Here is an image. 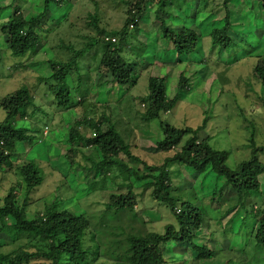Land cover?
<instances>
[{"label":"rangeland","instance_id":"1","mask_svg":"<svg viewBox=\"0 0 264 264\" xmlns=\"http://www.w3.org/2000/svg\"><path fill=\"white\" fill-rule=\"evenodd\" d=\"M97 1L101 4L102 25L107 31L122 28L127 17L125 2ZM166 4V11L174 15L160 10L157 2L150 3L149 9L141 16L140 30L131 31L130 39L137 49L135 54L126 49L125 55L131 57L137 84L118 85L112 73L100 63L101 50H92L79 59V68L74 67L68 79L72 88L71 100L79 102L82 95L87 99L83 106L65 110L57 105L51 83L41 77L51 75L49 61L67 62L88 42L87 35L93 32V28L83 17L89 9L96 11L94 3L92 0H69L61 5L52 4L43 17L44 30H40L41 40L36 50L24 56H13L8 35L2 30L3 24L17 11H21L26 19L40 15L45 0H0V103L7 94L30 85L36 90L37 105L26 110L27 120L19 116L16 125L38 129V132L28 131L35 136L31 142H17L12 154L14 165L2 169L0 203L12 185H16L17 204L23 205L26 189L20 168L34 159L43 169L44 182L29 194L26 210L31 216L52 201H60L61 207L79 214L87 212L97 218L106 216L103 212L107 209L110 195L113 192L127 193L128 189L125 183H121L123 176L118 172L108 174V178L102 181L104 172L95 168L101 158L97 148L86 143H71V126L85 115L92 119L103 114L111 117L126 137L130 135L133 152L149 165H162L169 154L156 146L168 121L177 127L204 126L199 131L200 139L208 138L215 149L227 151V164L231 168L250 158L252 139L257 146H264V92L262 81L255 72L257 63L264 64L262 0L232 1L233 27L229 31L236 42L232 50L214 46L211 39V30L224 24L225 9L218 7L222 0H209L208 9L204 11L196 8L198 0H167ZM157 14L171 18L168 23L175 31L185 27L197 30L202 36L197 52L178 55L173 44L163 36ZM243 34H246V41ZM181 75L190 79V89L180 94L174 110L163 114L162 121L145 122L141 116L145 106L140 96L147 93L150 77H165L167 92L174 97ZM77 85L78 90L75 88ZM36 107L40 110L35 115ZM5 117V110L0 106V124ZM109 126L110 122L103 128L107 130ZM80 128L83 132L91 131L86 125ZM190 135H186L184 141ZM260 157L264 161L263 153ZM128 162L139 173H145L146 167L141 162ZM169 171L176 187L175 194L195 203L205 214L204 226L196 231L198 243L207 244L216 252L213 258L200 260L190 243L179 249L174 241H169L164 251L171 264H264V249L257 247L244 231L246 220L251 215L248 216L245 208L237 204L233 191L224 186L226 176L217 174L211 165L199 173L179 162L174 163ZM144 182L146 180L136 182L135 190L139 196L134 211L120 212L122 219L112 220L115 223L109 235L121 241L120 251L126 247V233L164 232L167 224L176 222L175 216L153 199V188L142 186ZM262 191L264 194V181ZM260 205H264V197L255 198L250 209L256 211ZM8 221L14 219L9 218ZM0 245L9 250L17 247L18 242L0 232ZM104 249L107 250L105 246ZM105 253L111 258L106 263L113 264L114 255L108 250ZM103 260L98 264H103ZM27 264H42V261Z\"/></svg>","mask_w":264,"mask_h":264},{"label":"trees","instance_id":"2","mask_svg":"<svg viewBox=\"0 0 264 264\" xmlns=\"http://www.w3.org/2000/svg\"><path fill=\"white\" fill-rule=\"evenodd\" d=\"M68 1L45 0L43 12L30 19H26L21 11L15 12L12 19L6 21L2 27L3 32L8 35L7 41L12 55L24 56L27 52L36 50L41 40L40 32L44 30L42 23L44 15L52 4L61 5ZM122 1L127 5V17L122 28L108 32L102 25L101 4L97 0H92L96 11L92 12L89 9L83 17L86 19L87 25L93 28V32L87 35L88 42L67 62L49 61L52 67L51 75L41 78L47 79L45 81L51 83L57 105L60 108L66 110L80 107L86 101L85 95H82L83 99L79 102L71 100L72 88L68 84V79L72 69L79 68V59L92 50H101L100 63L112 73L114 81L118 85L127 87L137 84V78L131 67V57L125 55L126 49H130L132 53L137 49V45L130 39L132 29L134 32L140 30L141 16L149 9L150 3L157 2L158 8L170 16L174 13L166 11L167 0ZM232 1L222 0V4L218 5L225 9L224 24L214 27L210 33L213 45L227 50H232L236 46L229 31L233 27L231 21ZM208 3L209 0H198L196 8L204 11L208 9ZM262 4L264 7V0H262ZM157 17L163 36L173 44L178 55H191L197 52L202 38L197 30L185 27L175 31L168 23L171 18L159 17L158 14ZM243 36L246 41V34ZM113 38L116 39L113 40ZM255 72L262 81L264 92V64L257 63ZM189 85L190 79L181 75L178 91L174 97H170L167 92L166 78L151 76L147 93L140 96L145 106V111L141 113L142 119L147 123L155 119L162 121L163 114L174 110L180 99V94L187 92L190 89ZM78 87L79 85L75 88L78 90ZM35 94L36 90L32 89L30 85H26L1 99L0 106L5 110L6 117L0 124V174L3 168L14 165L12 154L15 152L17 142L29 143L35 136L28 131L38 132L37 127L16 125L20 117L26 118V110L29 107L37 105ZM36 108L35 115L40 110L39 107ZM21 110H23L22 113ZM33 114L34 112L31 113V116ZM108 122H110V126L105 130L103 125ZM83 125L88 126L91 131L88 133L80 131V127ZM46 126L49 127L47 124ZM203 127H177L168 121L162 128L163 137L158 140L156 146L159 150L169 154L164 163L157 166L149 165L142 157L133 152L131 141L129 142L130 135L126 137L117 128L115 122L111 121V117L106 114L96 119L88 118L86 115L82 116L76 125L71 126V143H86L97 148L101 158L95 168L104 172L102 181L104 182L108 178V174L118 172L117 174L123 176V180L120 181L127 185L128 192H113L106 204L107 209L103 212L106 216L99 218L94 215L90 216L87 212L79 214L68 208H63L60 201H52L42 211H37L31 216L26 210L30 199L29 194L42 185L44 174L36 160L29 161L20 168L26 189V199L23 205L17 204L16 185H12L3 198V202L0 203V232L9 235L14 242L15 240L18 242L17 247L9 250L0 245V264H27L37 260H41L42 264H98L101 259H104L103 264H107L106 262L111 259L106 257L107 250L114 255L113 264H171L172 261L164 251V247L169 241H174L176 245L180 246L179 249L185 248L186 243H190L197 251V258L200 260L213 258L216 253L214 248L197 241L196 231L204 226L205 214L195 203L182 197L179 198L175 194L176 187L170 177L169 169L176 162L188 165L199 173L205 172L211 165L217 174L226 176L227 181L224 186L233 191L237 196V204L245 208L248 216L251 215L246 220L244 231L248 232L249 239H252L257 247L264 249V205H260L256 211L250 209L255 198L264 197L262 191L264 161L260 157V153L264 154V146H257L252 139L250 158L235 168H231L227 164L229 158L227 151L215 149L208 138L200 139L199 131ZM188 134L191 135L184 141ZM170 152L173 154L171 155ZM128 160L141 162L146 167L145 173H139V170L130 165ZM113 180L115 181V178ZM141 180H146L142 184L143 187L153 188L151 192L153 199L164 205L175 216L176 222L167 224L164 232L126 233L124 239L126 247L123 246L120 251L121 241L109 235L110 228L115 223L112 220H121L120 212L134 211V204L138 202L137 197L139 196L135 190L136 182ZM9 218H13L14 221H8ZM104 246L107 250L104 249Z\"/></svg>","mask_w":264,"mask_h":264},{"label":"built area","instance_id":"3","mask_svg":"<svg viewBox=\"0 0 264 264\" xmlns=\"http://www.w3.org/2000/svg\"><path fill=\"white\" fill-rule=\"evenodd\" d=\"M116 38H113V40H115ZM46 133H47V131H46Z\"/></svg>","mask_w":264,"mask_h":264}]
</instances>
